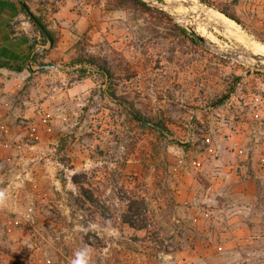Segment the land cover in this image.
Returning a JSON list of instances; mask_svg holds the SVG:
<instances>
[{"label": "rangeland", "instance_id": "obj_1", "mask_svg": "<svg viewBox=\"0 0 264 264\" xmlns=\"http://www.w3.org/2000/svg\"><path fill=\"white\" fill-rule=\"evenodd\" d=\"M13 1L56 43L35 31L12 98L0 264H264V62L202 45L193 23L242 48L169 0ZM196 1L264 46V0ZM132 199L145 229L123 222Z\"/></svg>", "mask_w": 264, "mask_h": 264}, {"label": "crops", "instance_id": "obj_2", "mask_svg": "<svg viewBox=\"0 0 264 264\" xmlns=\"http://www.w3.org/2000/svg\"><path fill=\"white\" fill-rule=\"evenodd\" d=\"M19 7V4L13 0H0V61L24 64L20 71L0 67V163L3 162L2 153L8 151L5 147L10 142L7 137L12 134L16 115L19 112L12 98L17 94L16 87L20 81L32 71L31 68L27 71L24 60L30 61L28 57L30 58L34 47L31 37L37 31L36 28H26L25 24H28L26 20L19 21L20 24H24L23 26L15 23L21 14ZM194 193L195 197L201 194L198 189ZM203 196V201H210L207 190L203 191Z\"/></svg>", "mask_w": 264, "mask_h": 264}, {"label": "trees", "instance_id": "obj_3", "mask_svg": "<svg viewBox=\"0 0 264 264\" xmlns=\"http://www.w3.org/2000/svg\"><path fill=\"white\" fill-rule=\"evenodd\" d=\"M127 3H133V4H140L142 6H147L145 2L142 0H123ZM20 9L22 10H27V7L25 6L24 3H20ZM220 12H222L225 16L235 20L237 23H239L238 19L232 15H230L226 10L220 9ZM31 21L33 25L36 27V29L39 31V33L42 35L44 41H50V45L54 46L56 43V39L54 35L51 33V31L40 21L38 17L35 16H30ZM43 29V30H42ZM182 31L184 32L185 29L182 28ZM31 57V53H30ZM32 58V57H31ZM28 57V59H31ZM85 60H78V63H83ZM87 62L90 65L98 66L96 63V60L93 56H90L87 60ZM0 67H6L11 70L15 71H20L23 67L24 64L22 63H12L7 60L0 61ZM103 71L107 76H110L111 72L110 69L103 67ZM136 111V110H135ZM138 113V111H137ZM144 118H140L139 120H143ZM145 123L147 122L146 120L144 121ZM163 127L161 128V130ZM87 197V196H85ZM88 199V198H87ZM123 222L127 223L130 227L132 228H139V229H145L148 227V220H147V215L145 214V211L142 209L140 206L139 202H136L135 200L129 201L126 207V211L123 213Z\"/></svg>", "mask_w": 264, "mask_h": 264}, {"label": "bare ground", "instance_id": "obj_4", "mask_svg": "<svg viewBox=\"0 0 264 264\" xmlns=\"http://www.w3.org/2000/svg\"><path fill=\"white\" fill-rule=\"evenodd\" d=\"M170 3L177 2L180 4L179 0H169ZM194 2H197L196 0H193ZM198 3V2H197ZM187 9L191 10L195 13V16H199L202 20H204V17L201 15V11L197 9V7L193 4H190L188 6H185ZM208 13L210 16V21H213L215 24L220 26L223 30V32L231 37L233 40L239 42L242 44L243 48L246 49V51H249L253 54H259L261 56H264V46L259 45L255 43L254 41L247 39L244 35V33L240 30L238 25L230 18L222 14L221 12L208 9ZM205 21V20H204ZM198 31H200L199 28H197ZM264 59L261 58L259 62L255 64H261L263 65Z\"/></svg>", "mask_w": 264, "mask_h": 264}, {"label": "water", "instance_id": "obj_5", "mask_svg": "<svg viewBox=\"0 0 264 264\" xmlns=\"http://www.w3.org/2000/svg\"><path fill=\"white\" fill-rule=\"evenodd\" d=\"M179 2H180V4H182L184 6H188L190 4L195 5L197 7V9H199L201 11V15L205 18V20L206 21H209L210 20V16H209V13H208V8L205 7V6H203L202 4L197 3V2H194L193 0H179ZM28 13H29L30 16H32L29 11H28ZM188 28H189V30L192 32V34L197 38V40L202 45L207 46L210 50H212L216 54H219L220 56L233 57L234 56V52L238 51L241 54L247 55V56L252 57L253 59H256V60H261V58L264 59V56H261L259 54L256 55V54H253V53H251L249 51H246V49H244L243 46H242V48L233 47L230 50H224V49H222L219 45L214 44L213 42H211L210 40H208L207 38H205L203 36V34H201L197 30V26L194 23L191 26H189ZM245 37L247 39H249L247 35H245ZM49 43H50V41H49ZM238 60L241 61V62L244 61L243 58H238ZM45 67H53V65L52 64H41L40 66H38V69L45 68ZM237 78H238V76H236L234 78V80H237ZM224 97L225 96H223L222 98H224Z\"/></svg>", "mask_w": 264, "mask_h": 264}, {"label": "built area", "instance_id": "obj_6", "mask_svg": "<svg viewBox=\"0 0 264 264\" xmlns=\"http://www.w3.org/2000/svg\"><path fill=\"white\" fill-rule=\"evenodd\" d=\"M42 47H43V46H39V47L37 46V47L35 48V50L38 49V48H42ZM35 50H34V51H35ZM34 51H32L31 56H32V54L34 53ZM30 58H31V57H30ZM30 61H31V60H30Z\"/></svg>", "mask_w": 264, "mask_h": 264}]
</instances>
